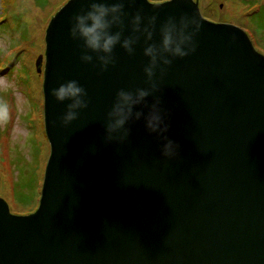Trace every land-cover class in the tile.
Here are the masks:
<instances>
[{"label": "water", "instance_id": "water-1", "mask_svg": "<svg viewBox=\"0 0 264 264\" xmlns=\"http://www.w3.org/2000/svg\"><path fill=\"white\" fill-rule=\"evenodd\" d=\"M90 2L67 0L45 29L35 67L49 154L33 213L11 214L0 198V264H264V56L240 27L204 19L198 0H136L125 11L158 17L153 42L169 16L202 25L196 52L163 78L157 70L147 98H159L179 153L164 157L143 119L129 123L125 142L106 143L116 92L149 87L148 58L142 38L133 56L118 46L107 71L82 63L69 30ZM69 79L89 106L65 127L66 104L51 90Z\"/></svg>", "mask_w": 264, "mask_h": 264}, {"label": "clouds", "instance_id": "clouds-1", "mask_svg": "<svg viewBox=\"0 0 264 264\" xmlns=\"http://www.w3.org/2000/svg\"><path fill=\"white\" fill-rule=\"evenodd\" d=\"M126 6L135 7L136 0H92L86 9L82 8L72 17L69 34L74 41L82 42L81 62L92 64L101 72L115 65L114 52L118 46L133 56L143 38V55L148 58L143 71L149 87L134 91L121 88L116 92L106 116L104 140L106 143L125 142L131 131L129 123L143 119L147 131L161 138L162 155L169 159L175 158L179 153V145L167 136L169 125L162 113L161 102L156 98L149 105L147 98L158 91L157 70L160 78H163L174 60L196 52V37L202 25L197 18L186 14L178 20L175 16H169L159 27V42H153L158 17H146L142 9H138L129 18ZM128 29L130 34L125 35ZM51 95L58 103L66 104V110L60 117V124L65 127L77 120L80 112L89 106L88 92L76 79L60 83L51 90ZM141 105L147 109V113L136 110ZM7 117L8 104L0 103V121Z\"/></svg>", "mask_w": 264, "mask_h": 264}, {"label": "rangeland", "instance_id": "rangeland-1", "mask_svg": "<svg viewBox=\"0 0 264 264\" xmlns=\"http://www.w3.org/2000/svg\"><path fill=\"white\" fill-rule=\"evenodd\" d=\"M0 1V14L2 13L0 21L6 20V25L13 26H11L13 30L8 33V29L0 24V66L6 63L3 61L5 58L10 59L16 56L15 60H11L16 62L10 72L3 74L0 71V93L4 90L3 92L11 98L8 101V121H6L7 119L0 121V126L5 128L0 138V157L3 160L0 172L4 169L5 174L1 172L4 185L0 190V198L8 204L12 214L24 215L30 210H35L40 194L34 198L29 211L23 209L21 204L15 201L11 189L15 176L13 173L9 176L7 160L19 157L17 153L26 157L27 152L30 154L37 152L34 150L36 145L29 141L28 136L31 130L26 120L31 117L30 119L34 120L31 123L38 130L40 129L39 132L45 139L38 168L40 178L38 190L40 191L49 146L43 131L42 75L36 73L35 61L38 55L44 54V35L50 18L67 0H44L38 7L33 3V0ZM150 1L160 2L163 0ZM198 9L201 15H207L218 23L232 24L244 29L255 50L264 56V10L261 15H253V18L255 17L253 26L249 19L250 16L245 17V11L238 0H198ZM1 28H5L7 32ZM20 42L24 43L16 46ZM16 107L19 110L18 116L22 115V117H18L14 113L17 110ZM30 194L32 195V192Z\"/></svg>", "mask_w": 264, "mask_h": 264}, {"label": "trees", "instance_id": "trees-1", "mask_svg": "<svg viewBox=\"0 0 264 264\" xmlns=\"http://www.w3.org/2000/svg\"><path fill=\"white\" fill-rule=\"evenodd\" d=\"M46 1V0H45ZM241 6L243 7L245 11V17L250 16V22L253 24V15H261L262 10H264V0H238ZM1 2V1H0ZM44 2V0H33V3L38 7L41 6V3ZM2 15V13L0 14ZM205 18L215 21L209 16L203 15ZM7 21L5 20L4 22L0 21V24H3V27H6L8 29V33L11 32L12 25H6ZM6 25V26H4ZM12 26V27H11ZM254 26V24H253ZM1 30L7 32L5 28H1ZM23 40V39H22ZM24 42L18 43L16 46L22 45ZM15 60V57L12 58H5L3 61H6L5 64L0 66V71L3 72V74L10 72L13 69V65L15 62L11 60ZM2 61V62H3ZM10 63V64H9ZM0 72V73H1ZM4 91V90H3ZM0 93V103H7L8 101L11 100V98L6 95L4 92ZM2 94V96H1ZM11 103V102H10ZM17 108V107H16ZM13 110V108H11ZM14 111V110H13ZM9 113V112H8ZM14 113L18 116L19 110L17 108L16 112ZM18 117H22V115H19ZM9 118V115H8ZM31 118V117H30ZM25 119L27 122V125L29 129L31 130V133L28 135L29 136V141L36 145L37 152H34L33 154H30L27 152L26 157L23 155L21 156L20 153H17L19 157H13L12 159H8V167H9V176H11V173L14 174V179L12 180L11 184V189L13 192V197L15 201L21 204L22 208L25 210H30L29 208L32 206L34 198H37V195L39 194V175H38V168L40 167V160H41V155L44 149V143L45 139L44 136L40 134V129L38 130L37 127L34 126L32 121L33 119ZM12 119V118H11ZM10 119V121H11ZM8 121V119L6 120ZM5 128L0 126V138L3 134V131ZM23 157V158H22ZM25 161H24V160ZM2 157H0V167H3L2 165ZM1 172L4 174V169L1 170ZM0 172V190L3 189V177L2 173ZM5 175V174H4ZM8 179V178H7ZM42 180V179H41ZM32 192V195L30 194ZM31 195V196H30ZM31 198V201H30ZM33 210H30L28 213L32 212Z\"/></svg>", "mask_w": 264, "mask_h": 264}]
</instances>
